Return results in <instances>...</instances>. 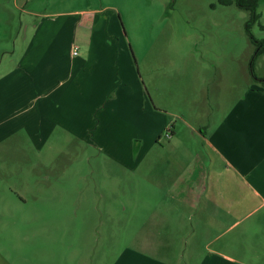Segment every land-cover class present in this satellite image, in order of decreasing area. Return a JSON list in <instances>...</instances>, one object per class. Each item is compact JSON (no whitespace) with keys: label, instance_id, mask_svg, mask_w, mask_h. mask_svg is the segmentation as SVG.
Wrapping results in <instances>:
<instances>
[{"label":"rangeland","instance_id":"374dc122","mask_svg":"<svg viewBox=\"0 0 264 264\" xmlns=\"http://www.w3.org/2000/svg\"><path fill=\"white\" fill-rule=\"evenodd\" d=\"M1 2L14 11L12 29L0 25V47L9 51L26 34L22 16L62 21L67 11L100 9L110 32L128 41L127 90L140 80L136 97H147L153 113L144 122L135 98L125 111L107 104L119 116L108 113L103 136H25L18 147L0 145V264H264V205L254 210L261 202L236 178L224 182L222 160L197 134L239 115L252 88L264 91V53L257 54L264 0L250 31L251 11L219 0H30L40 16ZM73 26L54 30L58 51L68 50ZM78 30L79 39L91 34ZM204 172L221 176L217 188L227 185L234 204L243 201L240 213L234 206L224 224L198 238L196 210L182 197ZM170 213L179 214L172 228Z\"/></svg>","mask_w":264,"mask_h":264},{"label":"crops","instance_id":"0c3cea01","mask_svg":"<svg viewBox=\"0 0 264 264\" xmlns=\"http://www.w3.org/2000/svg\"><path fill=\"white\" fill-rule=\"evenodd\" d=\"M15 2L17 10L22 13L40 16L38 9L30 6V0L20 5L18 0ZM13 12L10 6L0 3V25L3 24L7 31L12 29L10 21ZM64 13L69 17L62 21L46 18L52 16L48 13L44 19L28 21H24L22 16L21 28H25L26 34L17 36L13 51L0 47V145L5 143L11 148L18 147L25 136L42 141L54 134H59L58 138H67L72 134L84 138L96 131L97 135L103 136L102 125L109 118L108 113L117 114L113 108L107 110V104L125 111L135 98L144 107L141 116L144 122L147 121V114L153 113L147 97L144 101L136 97L140 80L134 83V90H127L128 69L125 66L128 41L110 32L112 20L100 16V9ZM61 24H72L75 29L68 50L61 49L60 52L56 48L58 43L54 30ZM80 27L90 30L91 34L79 39ZM78 41L80 46L76 45ZM75 49L78 55H74ZM1 67H5L4 70ZM251 90V98L246 95L240 104L239 115L232 111L222 117L213 130H200L197 134L205 147L222 160L224 182L229 184L236 178L240 191L244 184L243 188L251 190L261 202L255 210L264 205V91ZM102 111L105 112L101 114ZM174 138L176 142L178 137ZM175 142L170 141L169 144L173 146ZM169 150L173 160L182 163L181 152L174 147ZM181 177L173 183L177 184V188L183 186ZM219 177L216 173H202L193 180L192 194L182 197L186 205L196 210L194 219L200 222V228L193 224L191 234L198 238L202 233L208 235L211 226L224 224L233 215L234 206L237 207L235 212L240 213L241 208L238 207L243 196L240 195L241 201L238 199L234 204L232 196L226 194L227 185L218 190ZM164 218L173 220L169 223L170 228L171 225H178L174 220L179 218V214H164ZM211 243L206 241L208 245Z\"/></svg>","mask_w":264,"mask_h":264},{"label":"trees","instance_id":"16d2710c","mask_svg":"<svg viewBox=\"0 0 264 264\" xmlns=\"http://www.w3.org/2000/svg\"><path fill=\"white\" fill-rule=\"evenodd\" d=\"M220 3H223L225 5H230L232 3H237L239 7L248 9L251 11V21L249 24H247V29L250 31L251 27L255 22H257L261 15L258 13V6H259V0H219ZM258 44V42H256ZM264 53V49L261 47L257 54Z\"/></svg>","mask_w":264,"mask_h":264},{"label":"built area","instance_id":"2783aa9c","mask_svg":"<svg viewBox=\"0 0 264 264\" xmlns=\"http://www.w3.org/2000/svg\"><path fill=\"white\" fill-rule=\"evenodd\" d=\"M78 54H79L78 50L75 49V50H74V55H78Z\"/></svg>","mask_w":264,"mask_h":264}]
</instances>
